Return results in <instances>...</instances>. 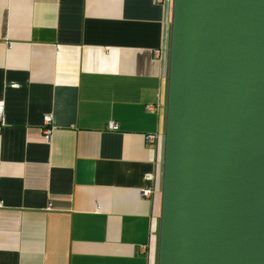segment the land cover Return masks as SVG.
I'll return each mask as SVG.
<instances>
[{"label":"crops","instance_id":"obj_1","mask_svg":"<svg viewBox=\"0 0 264 264\" xmlns=\"http://www.w3.org/2000/svg\"><path fill=\"white\" fill-rule=\"evenodd\" d=\"M170 7L0 0V264H156Z\"/></svg>","mask_w":264,"mask_h":264},{"label":"water","instance_id":"obj_2","mask_svg":"<svg viewBox=\"0 0 264 264\" xmlns=\"http://www.w3.org/2000/svg\"><path fill=\"white\" fill-rule=\"evenodd\" d=\"M156 264H264V0H171Z\"/></svg>","mask_w":264,"mask_h":264},{"label":"built area","instance_id":"obj_3","mask_svg":"<svg viewBox=\"0 0 264 264\" xmlns=\"http://www.w3.org/2000/svg\"><path fill=\"white\" fill-rule=\"evenodd\" d=\"M154 1L156 3H164L165 0H154ZM164 50L165 49H163L162 51L161 50L160 51H155V54L158 57H162V56H164V53H165ZM146 110L148 112H153L154 111V107L153 106H147ZM2 122H3V118H2V102L0 101V126L2 125ZM43 124L44 125H48L49 124V117H44L43 118ZM109 128L110 129H114L115 127L110 123L109 124ZM42 133H43L44 140L48 141L50 130L47 129V128L46 129L44 128ZM158 139H159V137L156 134L146 136V141H148V142H156V141H158ZM151 193H152V190L149 189V188L148 189H144V190L141 191V195H143L145 197L150 196Z\"/></svg>","mask_w":264,"mask_h":264}]
</instances>
